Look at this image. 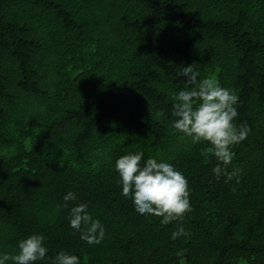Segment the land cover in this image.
Wrapping results in <instances>:
<instances>
[{
    "label": "trees",
    "instance_id": "obj_1",
    "mask_svg": "<svg viewBox=\"0 0 264 264\" xmlns=\"http://www.w3.org/2000/svg\"><path fill=\"white\" fill-rule=\"evenodd\" d=\"M189 65L239 97V182L171 127ZM136 152L187 178L182 220L121 196L115 160ZM69 190V208L87 203L104 225L99 244L68 226ZM36 232L37 264L61 249L81 264H264V0H0V251Z\"/></svg>",
    "mask_w": 264,
    "mask_h": 264
},
{
    "label": "clouds",
    "instance_id": "obj_2",
    "mask_svg": "<svg viewBox=\"0 0 264 264\" xmlns=\"http://www.w3.org/2000/svg\"><path fill=\"white\" fill-rule=\"evenodd\" d=\"M178 76L193 86L181 88L171 94V127L189 138L192 144L207 142L203 154L215 157L211 168L216 179L224 177L225 183L235 178L239 182L240 169L229 171L235 152L233 146L247 138L250 128L246 122L237 125L239 97L233 89L222 87L211 76L197 80L198 73L191 65L182 67ZM143 161V164H142ZM121 196L132 201L133 210L141 216L161 217L162 224L182 220L191 211L188 180L174 164L158 159L144 160L143 152L125 154L115 160ZM77 199L69 190L63 196L68 208V226L79 234V239L89 245L99 244L105 228L99 219L88 212L87 203H77L69 208V202ZM185 235L182 225L171 233V239ZM46 236L36 232L17 241L15 253L0 251V264H37L48 253ZM51 264H81L80 257L61 249L51 258Z\"/></svg>",
    "mask_w": 264,
    "mask_h": 264
}]
</instances>
